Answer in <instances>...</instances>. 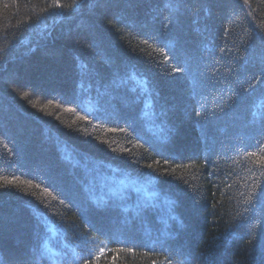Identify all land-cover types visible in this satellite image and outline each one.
Masks as SVG:
<instances>
[{"label": "trees", "instance_id": "obj_1", "mask_svg": "<svg viewBox=\"0 0 264 264\" xmlns=\"http://www.w3.org/2000/svg\"><path fill=\"white\" fill-rule=\"evenodd\" d=\"M0 264H264V0H0Z\"/></svg>", "mask_w": 264, "mask_h": 264}, {"label": "rangeland", "instance_id": "obj_2", "mask_svg": "<svg viewBox=\"0 0 264 264\" xmlns=\"http://www.w3.org/2000/svg\"><path fill=\"white\" fill-rule=\"evenodd\" d=\"M140 84H144L143 80L138 81ZM109 180L111 182V186H108L107 188L109 191L113 190H119V192H123L126 190H134L136 191L141 198L144 200H150L152 199L153 193H155L154 190H152V182H136L130 178H127L126 176L122 175L121 178L117 176L116 172H113L110 174V177L105 178V182ZM102 183L100 186V190L102 191L104 188H106V183Z\"/></svg>", "mask_w": 264, "mask_h": 264}]
</instances>
